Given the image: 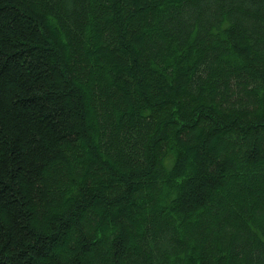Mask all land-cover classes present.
<instances>
[{"label":"trees","instance_id":"1","mask_svg":"<svg viewBox=\"0 0 264 264\" xmlns=\"http://www.w3.org/2000/svg\"><path fill=\"white\" fill-rule=\"evenodd\" d=\"M0 264H264V0H0Z\"/></svg>","mask_w":264,"mask_h":264},{"label":"rangeland","instance_id":"2","mask_svg":"<svg viewBox=\"0 0 264 264\" xmlns=\"http://www.w3.org/2000/svg\"><path fill=\"white\" fill-rule=\"evenodd\" d=\"M191 136H192V135H191ZM191 140H192V141H191L192 144H191V143H189V144L193 146L195 140H194L193 138H191ZM195 142H196V141H195ZM205 149H206V146L203 147V150L201 149V153H202V154H205V153H206L207 150L205 151ZM220 151H221V150H220ZM206 155H207V153H206ZM214 160H215V162H219L220 159H218V157H216V158H214ZM130 167H131V166H130ZM96 168H97V167H96ZM97 169H98V168H97ZM206 174H209V172H208V173L206 172ZM210 174H211V173H210ZM203 176H204L203 174H200V175H197V176L195 175V177L193 178L192 184H193L194 182L196 183V182L199 180V178H201V177L203 178ZM210 176H211V175H210ZM187 193H188V191H187ZM187 193H185V194L187 195Z\"/></svg>","mask_w":264,"mask_h":264}]
</instances>
